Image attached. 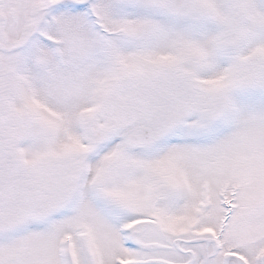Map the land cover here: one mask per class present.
<instances>
[{
    "label": "snow or ice",
    "instance_id": "1",
    "mask_svg": "<svg viewBox=\"0 0 264 264\" xmlns=\"http://www.w3.org/2000/svg\"><path fill=\"white\" fill-rule=\"evenodd\" d=\"M0 264H264V0H0Z\"/></svg>",
    "mask_w": 264,
    "mask_h": 264
}]
</instances>
